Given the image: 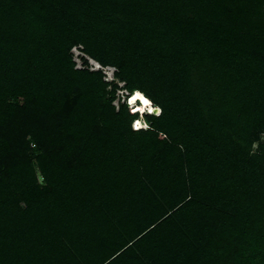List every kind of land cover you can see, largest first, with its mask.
Wrapping results in <instances>:
<instances>
[{
    "label": "trees",
    "instance_id": "16d2710c",
    "mask_svg": "<svg viewBox=\"0 0 264 264\" xmlns=\"http://www.w3.org/2000/svg\"><path fill=\"white\" fill-rule=\"evenodd\" d=\"M262 137L264 0H0V264H264Z\"/></svg>",
    "mask_w": 264,
    "mask_h": 264
},
{
    "label": "snow or ice",
    "instance_id": "6c2138e0",
    "mask_svg": "<svg viewBox=\"0 0 264 264\" xmlns=\"http://www.w3.org/2000/svg\"><path fill=\"white\" fill-rule=\"evenodd\" d=\"M124 104L127 105V111L132 115H141L151 119L153 115L161 116L162 109L154 105V102L148 98L141 90L130 91L125 95ZM132 129L139 131L141 127L147 128L148 124H141L140 119L134 120L131 125Z\"/></svg>",
    "mask_w": 264,
    "mask_h": 264
},
{
    "label": "rangeland",
    "instance_id": "374dc122",
    "mask_svg": "<svg viewBox=\"0 0 264 264\" xmlns=\"http://www.w3.org/2000/svg\"><path fill=\"white\" fill-rule=\"evenodd\" d=\"M71 55H72V59L75 63L76 68H87L90 71L93 70H100L102 72L104 81L106 82H111L113 81V72L114 69L112 68H102L96 65V63L94 61H92L91 59H88V57H85L84 54L81 53L80 49L77 47L72 48V50L70 51ZM83 59H86V64H83ZM116 82V81H115ZM114 82V83H115ZM122 86L120 84H118V90H112V88L110 86H108V91L112 92L106 95L105 97L106 99L110 98L111 95H113V101H112V105L114 106L115 109H118V107L123 103L125 95L127 94V92L122 91ZM142 124V122H141ZM262 139L264 140V137H262Z\"/></svg>",
    "mask_w": 264,
    "mask_h": 264
},
{
    "label": "clouds",
    "instance_id": "9594fccd",
    "mask_svg": "<svg viewBox=\"0 0 264 264\" xmlns=\"http://www.w3.org/2000/svg\"><path fill=\"white\" fill-rule=\"evenodd\" d=\"M96 64H97V63H96ZM99 67H100V66H99ZM112 76H113V75H112ZM139 119L141 120L142 125L146 123L145 120H144V116H143V114L139 115ZM141 128H144V127H141Z\"/></svg>",
    "mask_w": 264,
    "mask_h": 264
},
{
    "label": "bare ground",
    "instance_id": "6f19581e",
    "mask_svg": "<svg viewBox=\"0 0 264 264\" xmlns=\"http://www.w3.org/2000/svg\"><path fill=\"white\" fill-rule=\"evenodd\" d=\"M156 106V105H155Z\"/></svg>",
    "mask_w": 264,
    "mask_h": 264
}]
</instances>
